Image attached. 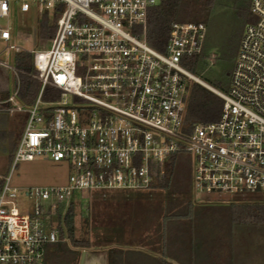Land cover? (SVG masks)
Instances as JSON below:
<instances>
[{
    "label": "built area",
    "instance_id": "1",
    "mask_svg": "<svg viewBox=\"0 0 264 264\" xmlns=\"http://www.w3.org/2000/svg\"><path fill=\"white\" fill-rule=\"evenodd\" d=\"M156 1L0 0V42L11 52L15 8L60 13L50 49L32 54L33 104L17 102L18 83L0 103L2 113L27 116L12 169L0 177V264H77L52 257L59 246L96 247L90 237L68 239L67 207L89 211L96 195L148 192L180 156L190 161L194 202L264 196V0L250 1L255 22L244 27L226 93L201 86L180 64L201 55L203 24H172L163 53L147 45ZM190 83L221 100L216 122L185 123ZM46 89L53 101L43 100ZM36 160L63 165L67 183L13 187L16 166Z\"/></svg>",
    "mask_w": 264,
    "mask_h": 264
},
{
    "label": "rangeland",
    "instance_id": "2",
    "mask_svg": "<svg viewBox=\"0 0 264 264\" xmlns=\"http://www.w3.org/2000/svg\"><path fill=\"white\" fill-rule=\"evenodd\" d=\"M250 1L214 0L211 11L206 14L192 9L191 20L203 23L206 28L202 63L195 76L217 91L225 89L222 93L227 92L240 38L251 18ZM161 2L157 0L155 8ZM167 3L173 6L176 0H167ZM10 16L11 44L16 51H9L0 42V63L6 66H0V100L2 96H11L19 84L22 74L13 64L16 53L32 56L48 51L51 46V41L44 42L37 37L43 15L34 9L21 14L15 8ZM6 25L5 20L0 21L2 28ZM26 123L25 114L9 115L0 108V177L7 176L12 169L11 157ZM68 175L61 164L36 160L16 166L12 186L18 189L59 187L67 183ZM172 188L168 192L96 195L89 211L86 206L76 208V228L82 231L77 239L87 243L90 237L100 242V247L90 248L86 244L87 249L77 252L90 253L88 264H94L109 249L122 251L126 264H163L160 261L163 255L165 264H264V226L234 225L229 212V205L233 203H264V196L236 197L229 199L232 201L229 205L194 202L187 156H180L176 162ZM21 205L28 210L26 202ZM75 257L78 264L79 255Z\"/></svg>",
    "mask_w": 264,
    "mask_h": 264
},
{
    "label": "trees",
    "instance_id": "3",
    "mask_svg": "<svg viewBox=\"0 0 264 264\" xmlns=\"http://www.w3.org/2000/svg\"><path fill=\"white\" fill-rule=\"evenodd\" d=\"M213 1L214 0H176V4L170 6L167 3V0H162L159 8H154L149 12L148 30L146 34L147 45L151 49L163 53L170 26L174 23H201L191 20L193 17L192 9L205 14L209 13L212 9ZM59 16L60 13H53L52 15H48L46 13L43 14L41 26L37 29V37L39 40L44 42H50L52 40L55 33L56 21ZM250 17L251 18L248 24H253L255 19L251 16V14ZM201 63L202 53L198 57L182 59L180 64L190 75L197 79L195 73L201 66ZM13 64L14 68L22 74L19 80V89L16 100L26 107L31 106L39 91V84L29 78V76L33 74L32 56L30 53L18 52L14 56ZM223 91L226 90L223 89L222 92ZM51 97H56V94L50 89L44 90L43 100ZM221 106V100L212 93L195 83H190L187 89L184 118L185 123L193 124L216 122L221 112ZM16 147L17 146H15L13 152H15ZM12 158L13 157H11V160ZM176 159L173 158L167 165L165 180L162 183L155 185V187L151 188L150 191L168 192L173 190V173L176 167V162L178 161ZM229 212L231 222L234 225L264 226V203H233V205H229ZM76 217L77 212L75 206H68L65 211L64 226L66 236L70 241H73L77 238V236H81L82 234L81 229L77 230L76 228ZM83 240L85 241V239ZM96 247H100L99 241L96 243ZM78 249L80 251L87 249V247L86 245H78L71 248L65 246L55 247L52 252V257L56 259H71L76 255H80V253L77 252ZM122 258V251L117 249L107 250V264H123Z\"/></svg>",
    "mask_w": 264,
    "mask_h": 264
},
{
    "label": "crops",
    "instance_id": "4",
    "mask_svg": "<svg viewBox=\"0 0 264 264\" xmlns=\"http://www.w3.org/2000/svg\"><path fill=\"white\" fill-rule=\"evenodd\" d=\"M12 14V13H11ZM12 18L11 16L9 17V19ZM11 43H12V34H11ZM10 97V96H8ZM8 97H4L2 96L1 100H0V103L5 101ZM106 253H104V255H102V257H99V259L95 260V263L94 264H107V260H106ZM80 256V255H79ZM124 257V256H123ZM89 258H90V253H89ZM89 258H88V261H89ZM165 258V256L163 255L162 256V260H160L163 264H165V262L163 261V259ZM89 263V262H88ZM123 264H126L125 261H123Z\"/></svg>",
    "mask_w": 264,
    "mask_h": 264
},
{
    "label": "water",
    "instance_id": "5",
    "mask_svg": "<svg viewBox=\"0 0 264 264\" xmlns=\"http://www.w3.org/2000/svg\"><path fill=\"white\" fill-rule=\"evenodd\" d=\"M89 253L82 252L79 256L78 264H88Z\"/></svg>",
    "mask_w": 264,
    "mask_h": 264
},
{
    "label": "bare ground",
    "instance_id": "6",
    "mask_svg": "<svg viewBox=\"0 0 264 264\" xmlns=\"http://www.w3.org/2000/svg\"><path fill=\"white\" fill-rule=\"evenodd\" d=\"M194 80L199 83L201 86L211 89L208 86H206L205 84H203L202 82H200L199 80H197L196 78H194ZM53 264H76V260H72V261H63V262H54Z\"/></svg>",
    "mask_w": 264,
    "mask_h": 264
}]
</instances>
